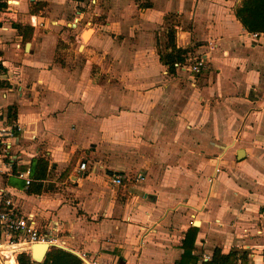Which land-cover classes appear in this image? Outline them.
I'll return each instance as SVG.
<instances>
[{
    "label": "crops",
    "instance_id": "obj_1",
    "mask_svg": "<svg viewBox=\"0 0 264 264\" xmlns=\"http://www.w3.org/2000/svg\"><path fill=\"white\" fill-rule=\"evenodd\" d=\"M243 1L12 0L0 113L18 130L0 186L58 248L92 264H264V32L243 25ZM169 30L184 51L171 68ZM0 232V264H19L24 245L5 258Z\"/></svg>",
    "mask_w": 264,
    "mask_h": 264
},
{
    "label": "built area",
    "instance_id": "obj_2",
    "mask_svg": "<svg viewBox=\"0 0 264 264\" xmlns=\"http://www.w3.org/2000/svg\"><path fill=\"white\" fill-rule=\"evenodd\" d=\"M4 2L7 4L6 7L2 6ZM11 5L12 0H0V23L2 22L3 15L6 11H13ZM254 36L256 38H264V33H255ZM176 65L179 66V64ZM186 67L195 74H201L208 68V62L203 56H196L187 61ZM15 129L18 130L15 126H11L6 120H3L0 113V172L3 170L2 164L3 158L6 154L7 144L14 136ZM86 167L87 163L83 162L80 169L85 170ZM30 174V170H21L18 172V176L26 181L27 186H30L33 181ZM140 177L142 178V176ZM113 182L117 185H121L123 183V177L119 175L114 178ZM0 230L5 236V243L3 245L11 247L6 254H2L5 258H9L11 254L17 253L19 249H23L22 251L25 249L26 252H29L33 244H45L50 247H62L64 245V242L59 238V236L39 230L33 218L21 212L11 191L1 186ZM21 245H24V247H17ZM82 257L86 258L85 254L82 255Z\"/></svg>",
    "mask_w": 264,
    "mask_h": 264
},
{
    "label": "trees",
    "instance_id": "obj_3",
    "mask_svg": "<svg viewBox=\"0 0 264 264\" xmlns=\"http://www.w3.org/2000/svg\"><path fill=\"white\" fill-rule=\"evenodd\" d=\"M237 15L249 31L264 32V0H244L237 10ZM169 42L173 47V51L166 55L161 54V59L171 68L177 60L184 59L182 58L184 51L176 49L175 33L172 30H169ZM38 164L39 166L47 167L48 162L41 159ZM197 232L198 228L193 227L185 236L183 243L184 253L182 256L183 263L184 260L192 258L191 254L197 237ZM231 255L232 254L224 256L226 259L223 261V264H232V260L230 259ZM219 256L220 252L216 250L214 257L218 258ZM18 262L19 264H84L81 258L77 255L56 246L51 247L43 262L36 263L28 252L20 253L18 256ZM211 263L218 264L215 259ZM192 264H195V262H192Z\"/></svg>",
    "mask_w": 264,
    "mask_h": 264
},
{
    "label": "water",
    "instance_id": "obj_4",
    "mask_svg": "<svg viewBox=\"0 0 264 264\" xmlns=\"http://www.w3.org/2000/svg\"><path fill=\"white\" fill-rule=\"evenodd\" d=\"M89 34L86 35V37H88ZM239 151V155L241 154ZM50 249V246L45 245V244H33L31 246V256L33 258V260L37 263V262H42L48 252V250ZM82 260L86 263V264H92L90 263L86 258L82 257Z\"/></svg>",
    "mask_w": 264,
    "mask_h": 264
},
{
    "label": "bare ground",
    "instance_id": "obj_5",
    "mask_svg": "<svg viewBox=\"0 0 264 264\" xmlns=\"http://www.w3.org/2000/svg\"><path fill=\"white\" fill-rule=\"evenodd\" d=\"M85 38H86V37H85ZM6 253H7V252H6ZM6 253H5V254H6ZM10 256H11V255H10ZM10 260H12V261H13V257H12ZM8 262H10V261H8ZM11 263H12V262H11Z\"/></svg>",
    "mask_w": 264,
    "mask_h": 264
}]
</instances>
